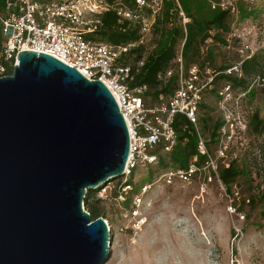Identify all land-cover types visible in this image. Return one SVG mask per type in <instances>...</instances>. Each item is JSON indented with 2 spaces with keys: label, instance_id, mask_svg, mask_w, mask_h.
Returning <instances> with one entry per match:
<instances>
[{
  "label": "water",
  "instance_id": "1",
  "mask_svg": "<svg viewBox=\"0 0 264 264\" xmlns=\"http://www.w3.org/2000/svg\"><path fill=\"white\" fill-rule=\"evenodd\" d=\"M0 76V264H104L110 227L82 208L123 175L129 134L106 85L33 50Z\"/></svg>",
  "mask_w": 264,
  "mask_h": 264
},
{
  "label": "rangeland",
  "instance_id": "2",
  "mask_svg": "<svg viewBox=\"0 0 264 264\" xmlns=\"http://www.w3.org/2000/svg\"><path fill=\"white\" fill-rule=\"evenodd\" d=\"M220 3L229 9L228 30L211 29L200 43L201 57L206 55L215 71L251 56L260 64L257 72L243 74L245 88H235L242 97L233 109L245 126L225 143V156L218 160L219 168L235 162L240 170L228 188L239 189L233 202L239 213L229 212L217 181L166 186L154 180L166 168L178 165L174 160L178 150L153 151L159 162L150 169L135 170L133 179L128 177L134 187L152 182L137 206L130 193L119 197L121 177L100 186L90 199V203L97 200L96 206L110 227V254L104 264H264V0H188L191 12L200 6L216 9ZM174 4L177 13L172 12L167 27L173 23L185 32L182 15L188 19L186 23L191 19L178 0ZM163 7L155 20L162 18ZM157 28L152 27L145 37V54L156 46ZM183 41L178 39L176 50ZM210 99L205 100L208 108L199 110V127L206 137L220 119L218 106ZM209 148L216 156L217 144L212 142ZM130 203L133 208L128 210Z\"/></svg>",
  "mask_w": 264,
  "mask_h": 264
},
{
  "label": "built area",
  "instance_id": "3",
  "mask_svg": "<svg viewBox=\"0 0 264 264\" xmlns=\"http://www.w3.org/2000/svg\"><path fill=\"white\" fill-rule=\"evenodd\" d=\"M163 1L133 0L128 6L108 0H4L0 9V76H7L4 74L7 66L12 69V74L13 66L18 64L19 51L33 50L49 54L76 68L89 80L102 81L113 95L129 134L128 155L122 180L118 185V194L121 197L130 193L131 202L135 206L140 202V195L150 188L152 182H142L139 187H134L129 183L128 177L133 179L135 170H147L159 162L157 153L153 151L174 150L178 143L175 117H185L187 125L193 128L190 131L195 136L197 152L184 166L168 167L156 175L154 180L161 181L166 186L174 183L188 185L195 180L202 183L217 181L228 201L229 212L237 214L239 212L233 202L239 197V189L234 186L229 190L224 185L219 176L218 160L225 156V143L235 131L245 126L233 109L242 95L237 93L238 90L231 83L222 82L216 86L214 80L218 74L241 78L242 61L215 71L211 68L210 61L203 57L200 63L186 69L182 57L183 41L174 59L177 83L173 92L159 94L151 101L146 84L130 85L134 73L143 64L141 58L134 69L130 53L133 49L144 46L145 37L159 15ZM217 7L221 10L228 9L222 3ZM109 12L117 17L118 23L127 21L128 26L135 27L138 37L125 44L92 38L102 29L103 16ZM182 18L185 30L188 19L184 15ZM171 75L170 68L158 76L168 79ZM207 98L217 104L220 112V124L213 138L210 135L206 137L199 127L200 104L207 105ZM212 142L217 144L216 156L209 148ZM82 208L89 213L83 202ZM131 208L130 203L128 210ZM135 210L132 209V212ZM104 221L108 225L107 220Z\"/></svg>",
  "mask_w": 264,
  "mask_h": 264
},
{
  "label": "trees",
  "instance_id": "4",
  "mask_svg": "<svg viewBox=\"0 0 264 264\" xmlns=\"http://www.w3.org/2000/svg\"><path fill=\"white\" fill-rule=\"evenodd\" d=\"M3 1L4 0H0V9L3 7ZM108 1L114 4H126L130 6L133 0ZM191 1L195 2L198 0ZM178 2L181 5L183 11L186 12V16L191 19L190 22L185 24L186 31H183L182 26H177L173 23H171L170 27H167L172 12L174 11V13H177V10L175 7L176 5L174 4V0H166L165 5L163 7L164 14L162 13V18L155 20L152 26L155 28L154 30H157V27L160 28V35L158 38H156L155 48L149 53L145 54V51H143V46H141L133 49L130 53V60L133 64L134 69L136 62L139 59L143 58V64L139 66L138 71L134 73V77L130 85L134 86L137 84H146L148 86L147 95L149 96V99L151 101H154L159 94L167 95L173 92L176 87L177 74L176 63L174 62V59L176 58L178 51L176 50V45L178 43L179 38H184V43L182 46V57L184 66L186 69H188L191 65L198 62L200 63L203 57L207 59L206 55H203L201 57V54L199 52V46L200 43L203 42L209 36V31L211 29H220L226 31L228 30L227 20L229 17V9L221 10L219 8H216L210 10L207 8L203 9L200 6L194 12H191L190 7L188 5V0H178ZM137 37L138 32L135 27L128 26L127 21L123 23H118L117 17L113 13L109 12L103 16L102 29L92 38L106 41L109 43L125 44L129 41L135 40ZM1 44L2 35L0 31V51ZM196 58L200 60L194 62ZM173 67L175 68V71L172 72V75L168 79L159 78V73H164L165 71L170 68L172 69ZM259 67L260 64L257 61L256 56H251L243 60L241 63L242 73L246 76L257 72V69ZM11 70L12 69L7 66L6 72L4 74H11ZM217 79H220L221 83H231L234 89L246 87V81L243 76L241 78H237L235 75L218 74L214 80L216 86L219 85L216 82ZM200 106L201 109L208 108L205 104H200ZM219 124L220 121L217 120L211 126V131L209 132L211 138L215 136V131L217 130ZM174 126L178 135V143L175 147L178 151L177 154H175L176 158H174V160L178 163L177 166H184L187 163L188 159L197 152L195 136L191 133V131L193 130L192 126L187 125L185 117L181 115H177L175 117ZM203 134L206 133L203 131ZM182 143L183 145H181ZM239 174L240 170L238 169V167L235 166V162L227 163L226 165H223L219 168L220 179L227 187V189L230 187V184L235 181L236 177ZM98 189L99 188L89 189L86 193L85 198L83 199L84 206L88 210L92 219L98 216H102L103 218H105V216L101 214L99 208L96 206L97 200L95 202L90 203V199L95 197ZM249 201H251V199Z\"/></svg>",
  "mask_w": 264,
  "mask_h": 264
},
{
  "label": "bare ground",
  "instance_id": "5",
  "mask_svg": "<svg viewBox=\"0 0 264 264\" xmlns=\"http://www.w3.org/2000/svg\"><path fill=\"white\" fill-rule=\"evenodd\" d=\"M111 243V242H110Z\"/></svg>",
  "mask_w": 264,
  "mask_h": 264
}]
</instances>
